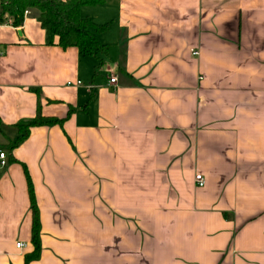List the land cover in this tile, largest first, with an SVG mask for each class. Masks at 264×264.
<instances>
[{
  "label": "crops",
  "instance_id": "1",
  "mask_svg": "<svg viewBox=\"0 0 264 264\" xmlns=\"http://www.w3.org/2000/svg\"><path fill=\"white\" fill-rule=\"evenodd\" d=\"M81 15L109 27L99 77L95 58L46 45L35 12L0 22V264H264V0ZM39 118L65 122L12 150Z\"/></svg>",
  "mask_w": 264,
  "mask_h": 264
},
{
  "label": "trees",
  "instance_id": "2",
  "mask_svg": "<svg viewBox=\"0 0 264 264\" xmlns=\"http://www.w3.org/2000/svg\"><path fill=\"white\" fill-rule=\"evenodd\" d=\"M107 0H0V22L14 28L24 25L30 12L37 14V19L46 32V45L57 44L63 49L78 48L83 56L97 60L96 72L106 64L108 46L100 41V35L108 30V26H99L92 19L81 15V9L86 6H103ZM72 112V111H70ZM65 120L36 119L19 125L21 137L10 145L13 150L29 136L30 129L41 126L59 125L63 127ZM28 190L33 213L32 243L35 251L27 258V262L36 259L40 253V221L39 210L34 194L33 183L25 168Z\"/></svg>",
  "mask_w": 264,
  "mask_h": 264
},
{
  "label": "built area",
  "instance_id": "3",
  "mask_svg": "<svg viewBox=\"0 0 264 264\" xmlns=\"http://www.w3.org/2000/svg\"><path fill=\"white\" fill-rule=\"evenodd\" d=\"M193 55H198L197 52H193ZM79 86L82 85V83L79 81L77 83ZM110 85H113V84H116V79L115 78H112L109 82ZM6 153L4 152H0V165L1 166H5L6 165ZM196 181L198 182V185L199 187H204L205 186V179L202 175H199L196 177ZM17 248L18 249H23V248H26V245L25 244H22V243H19L17 244Z\"/></svg>",
  "mask_w": 264,
  "mask_h": 264
},
{
  "label": "rangeland",
  "instance_id": "4",
  "mask_svg": "<svg viewBox=\"0 0 264 264\" xmlns=\"http://www.w3.org/2000/svg\"><path fill=\"white\" fill-rule=\"evenodd\" d=\"M99 74H100V75H98V77L101 76V75H103V73L101 72V70L99 71Z\"/></svg>",
  "mask_w": 264,
  "mask_h": 264
}]
</instances>
